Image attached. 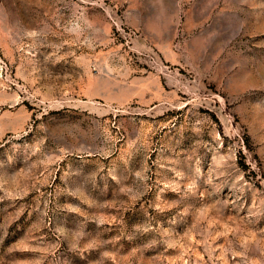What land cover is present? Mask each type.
<instances>
[{"label": "rangeland", "instance_id": "obj_1", "mask_svg": "<svg viewBox=\"0 0 264 264\" xmlns=\"http://www.w3.org/2000/svg\"><path fill=\"white\" fill-rule=\"evenodd\" d=\"M0 264H264V0H0Z\"/></svg>", "mask_w": 264, "mask_h": 264}]
</instances>
